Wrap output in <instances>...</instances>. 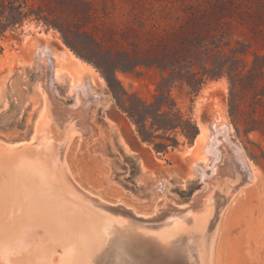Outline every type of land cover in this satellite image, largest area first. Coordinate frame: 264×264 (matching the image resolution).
<instances>
[{
	"label": "rangeland",
	"instance_id": "rangeland-1",
	"mask_svg": "<svg viewBox=\"0 0 264 264\" xmlns=\"http://www.w3.org/2000/svg\"><path fill=\"white\" fill-rule=\"evenodd\" d=\"M219 1L231 10L218 14L213 7ZM232 1L243 4L235 6ZM252 1L29 0L35 7L41 6L44 15L57 26L25 20L0 39V136L14 141L25 139L35 117L34 127L43 111L45 122L50 121L52 128L42 135L40 148L46 150L43 155L48 159V152L53 153L58 141L54 121L61 123L62 112L55 101L51 105L45 101L39 88L42 72L35 60L37 46L48 45L63 73L53 81L56 97L72 104L71 78L87 80L96 94L84 112L90 134L73 138L66 150L76 181L105 199H121L134 210L146 213L153 210L160 189L169 201L185 203L202 188V180L192 168L207 139L189 142L177 130L171 133L177 145L169 144L165 152L156 151L152 143L140 138L136 123L121 105L137 107L138 99L153 100L160 81L170 93L171 104L195 120L198 133L199 124L209 127L216 115H222L230 126L231 139L243 148L253 169V179L232 191L236 166L225 162L222 172L226 174L209 191V202L220 200L219 190L230 194L217 221L211 264H264V99L259 94L264 85V75L259 73L264 69V16L259 22L247 15V5ZM60 29L81 55L65 43ZM204 39L209 43L200 46ZM85 57L108 62L109 77L116 68L115 79L111 76L109 84ZM156 57L164 60L167 70L136 65L148 64ZM191 67L200 71L199 76L213 71L219 75L203 76L204 82L194 93L180 80L194 77ZM236 69L254 73L240 80L242 87L237 84L232 88V98L239 108L231 109V83L226 73ZM162 98L159 94L156 99ZM246 125L257 128L246 132ZM207 164L210 172V160ZM131 165L138 169L133 176ZM43 194L55 199L53 190L51 193L45 188ZM53 257L56 262L57 252Z\"/></svg>",
	"mask_w": 264,
	"mask_h": 264
},
{
	"label": "water",
	"instance_id": "water-1",
	"mask_svg": "<svg viewBox=\"0 0 264 264\" xmlns=\"http://www.w3.org/2000/svg\"><path fill=\"white\" fill-rule=\"evenodd\" d=\"M50 96L64 113L61 123L57 119L54 121L57 133L62 131L61 133L66 135L73 130L75 135L71 141L75 137H87L91 132L87 121L82 123L79 119H71L68 114L70 111L66 106L71 103H65L57 98L55 93H51ZM41 103L40 94V106ZM66 122H73L74 127L67 131ZM33 125L30 133L23 140H8L0 136V153L4 154L0 155V162L3 163L0 166L2 170L8 168L9 171H13L15 168L24 167L26 162L29 166L34 165L32 167L39 172L38 178H34L33 186L36 201L47 202L46 208L50 217H53L58 224L55 225L69 229L68 235L71 236L73 229L75 230L74 225L69 223L78 222L84 229L88 228V231L97 225L99 233L96 238L91 239L90 236V244L85 240L86 245L80 247L76 253L79 264H210L209 255L213 245L212 236L217 215L213 216L211 224L203 232L189 231L194 226V222L199 220L197 219L199 210L210 192L202 193L199 189L188 198L187 202L178 204L169 201L167 195L160 189L150 213L134 210L123 200L105 199L98 191H92L76 181L66 160V150L71 141L67 144V148L64 144L59 146L55 143L57 147L53 153L52 151L49 153L50 158H46L39 147L41 144L39 145L38 136L29 142ZM6 157L11 162H3ZM34 158L36 161L40 158L41 161L33 163ZM244 180L243 178L241 183ZM45 188L51 193L52 190L55 192V199L43 194ZM227 199L228 197L223 198V201L218 200V204L214 205L216 213ZM175 220L183 222L184 231L170 234L167 230L173 226ZM41 230H37L36 234ZM24 240L28 244L31 242V238ZM15 251L16 248L10 254L19 256L17 253L21 251L17 253ZM4 253L5 251L0 250V264H15L7 262Z\"/></svg>",
	"mask_w": 264,
	"mask_h": 264
},
{
	"label": "bare ground",
	"instance_id": "bare-ground-1",
	"mask_svg": "<svg viewBox=\"0 0 264 264\" xmlns=\"http://www.w3.org/2000/svg\"><path fill=\"white\" fill-rule=\"evenodd\" d=\"M35 60L37 66L42 72L41 75L43 81L39 82V88L44 95L45 101L49 102L51 105L54 101L50 96V94L53 93V81L63 75L57 67V56L48 45H39L35 51ZM70 82V91L73 95V102L71 105L66 106V109H69L70 112H76V114L79 113V115L75 116L73 113L69 112L68 114L71 119H79L82 123H85L86 120H84V112L87 110L88 105L93 100V97L96 96L95 91L92 89L91 84L87 80H80L79 78H77V80H73L71 78ZM60 110L62 112L61 119L63 120V109L61 108ZM80 112L82 114H80ZM42 114L43 111L41 112L40 118L36 121L34 135H32L33 137L31 136L32 138L30 137L29 142H32L37 136L38 142H40L43 137L42 135H46L47 131L52 128L50 125L51 122H45V115L43 114L44 116L42 118ZM72 127H74L73 122H66L65 128L67 131L70 128L72 129ZM55 130L58 145L63 146L64 144L65 148H67V144L75 135L74 131L72 130L70 133H66L65 135L64 133H61L62 131L57 133V129ZM64 135L65 138H63ZM66 136L68 139H66ZM203 138L207 139V143L204 144L205 146L202 144L204 149L202 147L203 151H201V156L197 157V160L194 161L192 168L195 175L200 177L202 180L203 185L200 189L202 193L205 191H211L215 185L219 184L220 178L224 177V174H226L225 170L222 172V167H224L225 162L229 165L231 163V165L236 166L234 172L236 175L235 179L234 177L231 179V181H233L231 182L233 183L232 191L240 189L241 178L244 177L245 179L243 183H247L253 179V169L244 155V150L239 144L231 139L230 126L226 123L224 118H222V115H216L209 127L199 124V133L196 135V138H194L195 143L198 139L201 140ZM65 140L67 141L65 142ZM56 147L57 146L53 148V151ZM45 151L46 150L43 149V152ZM0 155L4 154L0 153ZM207 160H210L211 162L210 172L206 169V166L208 165ZM37 161H41L40 158ZM37 161L35 158L33 159V163ZM3 162L9 163L11 161L8 160V157H6ZM65 163L64 165H66ZM0 165H3V163L0 162ZM32 166L34 165L29 166L26 162L24 167L18 169L15 168L13 171H9L8 168H6V170H2L0 166V250L5 251L4 255H6L5 260L7 262L15 264H79L76 257L78 249H80V247L83 248V246L86 245L85 240H87V243L90 244L91 239L93 237L96 238L98 235L99 229L97 225H94L91 227V231H88V228L84 229L82 224L72 222L69 223V225L73 224L75 230L73 229V234L70 236L67 234L69 229L66 230L65 228H62L61 230V227L56 226L58 224L55 222L53 217H50L48 208H46L47 202L43 200H40V202L36 201V197L34 196L35 188H33V186L35 181L34 178H38L39 172ZM239 171L244 172L240 174L241 178L239 177ZM219 192L218 196L220 201H223V198L228 196L230 198V194H224V192L220 190ZM207 200L208 199L205 200L203 207L199 210V216L196 215L199 220L194 222V226L192 229H189V231H198L199 233L203 232L204 229L209 227L211 221L213 220V216L217 215L215 217V226L212 236L214 241L217 221L224 204L216 213L215 206L218 204V201H216L217 199L211 202ZM112 220L115 219L112 218ZM115 221L119 222L117 220ZM173 223V226L167 230L168 233L177 234L179 231H184L183 228L185 227H183V222L175 220ZM39 229L42 230L36 234ZM106 232L108 233L109 231L107 230ZM24 236L31 238V242L29 244L25 242L24 239L27 238H24ZM90 236L91 239H89ZM212 247L213 245H211L210 248V264ZM14 248H16L17 251H21L20 253L15 251L19 255L17 257L10 254V252L14 251ZM54 252H57L56 262L53 260Z\"/></svg>",
	"mask_w": 264,
	"mask_h": 264
},
{
	"label": "trees",
	"instance_id": "trees-1",
	"mask_svg": "<svg viewBox=\"0 0 264 264\" xmlns=\"http://www.w3.org/2000/svg\"><path fill=\"white\" fill-rule=\"evenodd\" d=\"M55 1H62V0H55ZM235 6L242 5L243 2L232 1ZM250 10L247 11V15L254 17L259 22L263 20L264 16V0H255L250 2L247 5ZM213 9L218 12V14H225L229 12L231 9L225 4L224 1L217 2ZM43 8L35 7V5L29 0H0V39L6 37V32H14L18 27H21L25 20H36L42 21L45 25H53L57 26L54 20L48 18L43 13ZM63 39L65 43L71 47L73 51L77 54L80 53L79 49L77 48L76 44L70 39L68 35L64 32L63 29H60ZM206 33V32H205ZM208 36V35H207ZM209 38V37H208ZM224 38V37H223ZM223 42V40H221ZM209 43V39H204L200 46H206ZM194 46V44H190V46ZM199 45V44H198ZM2 47L0 46V53L2 52ZM185 51L189 50L186 47L184 48ZM181 55V54H180ZM85 56V55H82ZM89 58V60L94 64V66L100 71V73L105 77V79L110 84V77L115 79V70L113 68L110 77L107 71L108 62L103 60L96 59L94 57H85ZM176 56L172 57L170 60H175ZM155 61H151L148 64L143 62H138L136 65L143 64L145 66H156L160 70H167V65L165 64L163 59L156 57ZM193 64V63H192ZM192 66V65H191ZM174 68V67H173ZM190 74L194 75L192 79H180L185 84L191 88L194 93L200 89L201 83L204 82V77L207 76L209 78H216L219 75L218 71H213L211 73H202L199 76L200 71H194V68H190ZM253 71H248L246 74L244 72H239V69L234 71H227V75L229 76V80L231 83V92H230V105L231 109L236 108L238 109L239 106L235 103V99L232 98V93L234 88L237 84L242 87V81H240L243 77H249L253 75ZM260 74L264 75V69L261 68L259 71ZM222 74V73H220ZM198 75V76H197ZM251 82V81H250ZM253 85V83L251 82ZM262 91H260V98L264 99V85L261 86ZM114 92V91H113ZM116 94L117 99L120 101V97ZM162 95V99L157 101L158 95ZM136 96V95H134ZM137 97V96H136ZM140 102L139 106H133L129 104V107L123 106L126 111L129 113V117L136 123L138 128V133L140 138L143 141H147L153 144L154 149L156 151H166L167 146L169 144L172 147L177 145L176 137H172L171 133H175L177 130L188 139L189 142H192L198 133V128L195 120L192 118L190 114H185L181 111L179 107L171 104V97L170 93L167 89H165L161 82H157L155 93L153 96V100L147 102L142 99H138ZM264 105V100L262 101ZM233 111V110H231ZM246 132L256 129L257 127L254 125H246ZM158 139V140H157ZM170 142V143H169ZM137 166L131 165L130 167V175L133 176L137 173Z\"/></svg>",
	"mask_w": 264,
	"mask_h": 264
}]
</instances>
